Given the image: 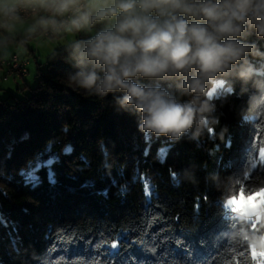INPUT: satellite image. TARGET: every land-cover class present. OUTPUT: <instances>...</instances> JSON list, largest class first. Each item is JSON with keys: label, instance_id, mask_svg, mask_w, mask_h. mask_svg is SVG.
Segmentation results:
<instances>
[{"label": "trees", "instance_id": "trees-1", "mask_svg": "<svg viewBox=\"0 0 264 264\" xmlns=\"http://www.w3.org/2000/svg\"><path fill=\"white\" fill-rule=\"evenodd\" d=\"M46 67L24 98L0 97V264H255L223 203L264 187V112L242 115L251 82L228 78L212 137L172 140L140 131L119 93L70 85L65 49Z\"/></svg>", "mask_w": 264, "mask_h": 264}, {"label": "clouds", "instance_id": "clouds-1", "mask_svg": "<svg viewBox=\"0 0 264 264\" xmlns=\"http://www.w3.org/2000/svg\"><path fill=\"white\" fill-rule=\"evenodd\" d=\"M253 32L264 39V0H0V51L72 37L63 44L75 69L69 84L101 99L119 93L114 105L138 115L140 131L172 140L215 134L213 101L228 78L259 92L242 115L264 112V67L249 61L264 51L247 42ZM235 214L232 239L264 250L261 233L249 230L257 215L264 221V206Z\"/></svg>", "mask_w": 264, "mask_h": 264}, {"label": "snow or ice", "instance_id": "snow-or-ice-1", "mask_svg": "<svg viewBox=\"0 0 264 264\" xmlns=\"http://www.w3.org/2000/svg\"><path fill=\"white\" fill-rule=\"evenodd\" d=\"M212 94L210 93V96ZM259 135L264 138V131H261ZM261 156H264V148L260 150ZM147 194H150L147 193ZM247 201H252L248 203ZM264 206V187H261L258 191L250 192L245 196L244 189H240L239 196L232 195V197L227 201L224 207L230 210L232 213H244L248 214L250 211H255L256 209ZM258 225V227H257ZM250 227L254 232L261 233L262 238H264V221H261L260 216L257 215L256 219L252 221ZM251 249V259L255 264H264V250H257L254 245H248Z\"/></svg>", "mask_w": 264, "mask_h": 264}, {"label": "rangeland", "instance_id": "rangeland-1", "mask_svg": "<svg viewBox=\"0 0 264 264\" xmlns=\"http://www.w3.org/2000/svg\"><path fill=\"white\" fill-rule=\"evenodd\" d=\"M93 34L95 33L94 32L89 33V35H93ZM38 42H40L39 43L40 49L42 50L43 53L40 54V56H37L35 60H32L31 63L29 64L27 77L23 81H21L23 87H21L18 90L16 87H14L11 90V92H13V94H15L18 98H24L30 92V90L36 86L38 80L37 74L39 70L42 71L46 70L47 60L54 54V52L65 49L63 44L66 43L67 41L65 42L64 40H49L46 37H38L30 41L29 46L35 49V46ZM52 45H54V47H52ZM2 71L3 70L0 69V76ZM2 84L3 82H1L0 79V86H2ZM6 94L7 93L5 92V88H4V92L0 93V97L5 96ZM247 202L251 203L252 201H247Z\"/></svg>", "mask_w": 264, "mask_h": 264}, {"label": "crops", "instance_id": "crops-1", "mask_svg": "<svg viewBox=\"0 0 264 264\" xmlns=\"http://www.w3.org/2000/svg\"><path fill=\"white\" fill-rule=\"evenodd\" d=\"M94 33H95V30H94ZM81 34H88L89 35V33H79V34H77V36L75 38L78 39V37ZM70 39H72V37H67V38L61 39V40H64L66 42L67 40H70ZM39 43L40 42H38L36 44L35 49L34 48H31L29 46V42L27 44H25L23 47H17L16 44H12L8 48V54L7 55H5L4 52L0 51V57H8L11 54L16 53L19 57H25V56L30 57V63H31L32 60H35V58L37 56H40V54L43 53L42 50L40 49ZM52 44H53V41H52ZM52 47H54V45H52ZM24 48H25V50H24ZM2 74H3V71H2L1 76H0L1 82H3L2 86H0L1 87L0 88V93L4 92V88H5V92L6 93H13V92H11V90L14 87H16L17 90L20 89L21 87H23L22 86L23 84L21 83V81H23L27 77L26 76V77H24L22 79H19V80H16V81H14L12 79H8V80H3L2 81V78H1L2 77Z\"/></svg>", "mask_w": 264, "mask_h": 264}, {"label": "built area", "instance_id": "built-area-1", "mask_svg": "<svg viewBox=\"0 0 264 264\" xmlns=\"http://www.w3.org/2000/svg\"><path fill=\"white\" fill-rule=\"evenodd\" d=\"M30 57H19L16 53L8 57H0V69L3 70L2 80L12 79L14 81L22 79L28 74V65ZM225 214L232 217L230 210L225 209Z\"/></svg>", "mask_w": 264, "mask_h": 264}, {"label": "bare ground", "instance_id": "bare-ground-1", "mask_svg": "<svg viewBox=\"0 0 264 264\" xmlns=\"http://www.w3.org/2000/svg\"><path fill=\"white\" fill-rule=\"evenodd\" d=\"M232 217H236V214H232Z\"/></svg>", "mask_w": 264, "mask_h": 264}]
</instances>
